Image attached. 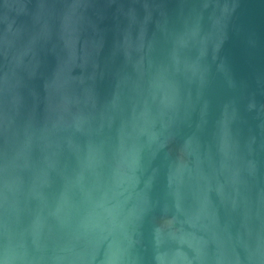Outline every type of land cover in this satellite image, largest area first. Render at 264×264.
<instances>
[{"label":"water","instance_id":"95a60500","mask_svg":"<svg viewBox=\"0 0 264 264\" xmlns=\"http://www.w3.org/2000/svg\"><path fill=\"white\" fill-rule=\"evenodd\" d=\"M0 264H264V0H0Z\"/></svg>","mask_w":264,"mask_h":264}]
</instances>
